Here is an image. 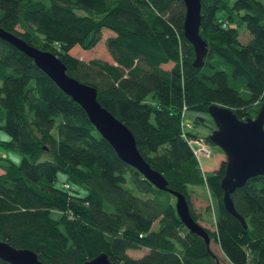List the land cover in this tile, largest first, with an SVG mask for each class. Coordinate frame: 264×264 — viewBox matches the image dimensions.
Here are the masks:
<instances>
[{"label": "trees", "instance_id": "16d2710c", "mask_svg": "<svg viewBox=\"0 0 264 264\" xmlns=\"http://www.w3.org/2000/svg\"><path fill=\"white\" fill-rule=\"evenodd\" d=\"M185 9L184 0H0V26L52 50L69 74L93 84L98 100L133 131L147 162L186 194L199 222L211 206L198 210L190 187H208L214 228L201 225L209 244L182 222L175 194L125 162L84 107L1 37L0 129L8 138L0 142L22 159L0 155V239L35 250L45 264H83L100 252L124 264H264V174L231 194L245 225L223 203L226 159L203 169L191 137L215 142L185 128L182 118L186 108L208 111L211 103L242 119L258 112L264 0H202L207 53L199 65L184 32ZM242 24L251 34L245 42ZM104 27L114 30L105 40L112 62L70 52L76 44L94 46ZM59 171L67 177L62 185ZM131 247L142 254H130ZM0 264L12 263L0 257Z\"/></svg>", "mask_w": 264, "mask_h": 264}, {"label": "water", "instance_id": "95a60500", "mask_svg": "<svg viewBox=\"0 0 264 264\" xmlns=\"http://www.w3.org/2000/svg\"><path fill=\"white\" fill-rule=\"evenodd\" d=\"M186 14L184 18L185 36L193 43L196 53L194 64L203 63L207 51V42L203 38L201 25L202 0H184ZM0 37L8 40L18 49L26 52L35 63L78 101L88 112L91 122L98 131L112 143L120 157L134 167L159 188L175 194L174 205L182 222L192 232L203 236L209 244L211 236L207 229L194 218L186 194L170 188L165 175L148 163L139 151L135 135L127 124L98 100V90L92 84L79 80L68 73L67 65L52 50L43 49L29 43L26 39L0 26ZM255 116L240 118L227 105L211 103L208 112L214 117L215 127L209 137L226 153L225 172L221 178L223 203L227 210L247 225L242 213L236 210L232 192L246 183L247 178L258 173L264 174V100ZM0 257L12 264H45L35 250L26 246L11 245L6 239H0ZM83 264H124L108 257L106 252L85 260Z\"/></svg>", "mask_w": 264, "mask_h": 264}, {"label": "rangeland", "instance_id": "374dc122", "mask_svg": "<svg viewBox=\"0 0 264 264\" xmlns=\"http://www.w3.org/2000/svg\"><path fill=\"white\" fill-rule=\"evenodd\" d=\"M240 34H239V39L242 40L243 42H245L248 38L251 37V34L249 32V30L247 29L245 24L240 25ZM114 33L113 29H110L108 27H104L103 28V36L101 37V39L94 45L91 46L90 48H84L82 47L80 44H76L73 47H71L70 52L79 57V58H83L85 60H90V57H102L104 59H107L109 61L112 62L113 57L111 56L108 46H106V38L111 34ZM165 65V64H164ZM165 66H169V63H166ZM203 117V119L199 120L198 122H196L197 118ZM183 124L184 127L187 129H191V131L193 133H197L199 135L202 134H210L212 131V125H214V117H211L210 113L207 110H198L194 107H190V108H186L183 114ZM193 123V125H192ZM8 138V134H6L2 129H0V138ZM210 149H211V153L210 155H200L198 157L200 164L202 166L203 169L205 170H212L215 167H217L221 161L222 158L225 159L226 157V153L224 154L223 149H221V147L215 143H210L209 144ZM0 155L3 157L8 156L7 158L12 159L16 162L19 163V161L22 159V153L20 151H18L15 148L12 147H6L4 146L1 142H0ZM3 157H1V160L3 162H6L8 160L4 159ZM58 178L59 180L57 181L58 185H62V181L63 179L67 178L66 177V173L64 171H59L58 174ZM196 188V190L194 191L193 194V200L194 203L196 205H200V203L202 202L204 205H209L211 206V211H209L207 214L205 212H203L202 214H206L204 219L201 220V224L204 225H210L211 228H214V220H215V214H214V196L212 195V192H210V190L208 189V187H206V185H191V189ZM83 191V190H82ZM84 192V191H83ZM201 200V202H200ZM208 202V203H207ZM205 205V206H206ZM202 208L204 209L205 207L202 206ZM53 216H58L60 214L59 210H54L53 211ZM210 218V219H209ZM213 220V222H212ZM155 225H157V223H154ZM211 245L214 246V248H216V250H218L219 252H221L220 250V246L217 245L216 242H214L213 240L211 241ZM130 254H134V255H140L142 254V250L141 248H130L128 249Z\"/></svg>", "mask_w": 264, "mask_h": 264}, {"label": "built area", "instance_id": "2783aa9c", "mask_svg": "<svg viewBox=\"0 0 264 264\" xmlns=\"http://www.w3.org/2000/svg\"><path fill=\"white\" fill-rule=\"evenodd\" d=\"M191 142H193V150L196 154L197 157L200 155H209L211 152V149L209 148V145L207 141L202 137V138H196V137H191ZM63 186L68 187L69 183L66 182L64 183Z\"/></svg>", "mask_w": 264, "mask_h": 264}, {"label": "crops", "instance_id": "0c3cea01", "mask_svg": "<svg viewBox=\"0 0 264 264\" xmlns=\"http://www.w3.org/2000/svg\"><path fill=\"white\" fill-rule=\"evenodd\" d=\"M200 202H201V200H200ZM194 204H195V203H194ZM205 205H206V204H205ZM205 205L201 202L200 205H196V207H197L198 210L201 211V210L203 209L202 206L205 207ZM144 248H145V247H144ZM145 249H146V248H145Z\"/></svg>", "mask_w": 264, "mask_h": 264}, {"label": "clouds", "instance_id": "9594fccd", "mask_svg": "<svg viewBox=\"0 0 264 264\" xmlns=\"http://www.w3.org/2000/svg\"><path fill=\"white\" fill-rule=\"evenodd\" d=\"M194 137V136H193ZM210 148V147H209ZM211 153V152H210ZM210 155V154H209Z\"/></svg>", "mask_w": 264, "mask_h": 264}]
</instances>
